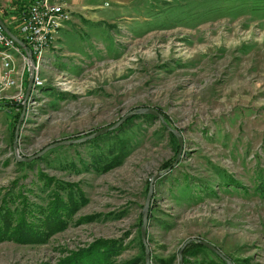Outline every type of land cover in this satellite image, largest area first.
Returning a JSON list of instances; mask_svg holds the SVG:
<instances>
[{
  "label": "rangeland",
  "instance_id": "1",
  "mask_svg": "<svg viewBox=\"0 0 264 264\" xmlns=\"http://www.w3.org/2000/svg\"><path fill=\"white\" fill-rule=\"evenodd\" d=\"M121 1L103 0L100 24L71 15L61 28L18 135L25 97L0 85V206L21 193L46 203L40 174L86 200L46 241L0 240V264H62L98 239H122L117 264H147L143 210L151 177L170 167L153 182L151 264H264V0ZM30 74L18 79L25 96ZM148 108L163 120L138 111ZM115 125L102 150H128L109 170L80 163L93 159L90 140L45 152Z\"/></svg>",
  "mask_w": 264,
  "mask_h": 264
},
{
  "label": "trees",
  "instance_id": "2",
  "mask_svg": "<svg viewBox=\"0 0 264 264\" xmlns=\"http://www.w3.org/2000/svg\"><path fill=\"white\" fill-rule=\"evenodd\" d=\"M107 138L108 136H99L87 142L93 144V149L90 151L93 159L92 161H87L79 156L80 163L85 169L92 165L96 170L102 172L123 162L128 150L125 142L120 140L114 144L111 143L110 147H108L109 151L104 152L101 142H105ZM100 152L102 153L100 154ZM40 178L44 189L51 190L48 193L47 202L44 203L46 200L43 198L32 201L27 196H23V193H21L23 197L21 205L15 208L9 206V202H4V205L0 206V240L11 239L17 242L46 241L57 231L66 228L78 206L86 202L83 191L79 190L77 185L71 183L63 184L46 174H40ZM208 189L210 188L208 187ZM8 194L11 196L15 192L12 190ZM121 240L98 239L89 247L80 248L78 251L72 252L70 256L62 261V264H117L113 258L122 249ZM198 246L203 247L201 245ZM191 253L192 251L189 249L186 251L187 255ZM141 262L144 264L145 260L134 258L122 264H140ZM185 264L225 263H218L211 261V259L196 260L193 263L192 260L185 258Z\"/></svg>",
  "mask_w": 264,
  "mask_h": 264
},
{
  "label": "built area",
  "instance_id": "3",
  "mask_svg": "<svg viewBox=\"0 0 264 264\" xmlns=\"http://www.w3.org/2000/svg\"><path fill=\"white\" fill-rule=\"evenodd\" d=\"M71 15L70 10L56 0H33L23 11L17 36L32 51L35 68L47 52L56 48L59 32ZM27 66L30 67V60L26 51L0 25V85L7 89L18 88L14 98L19 101L24 100L25 93L22 85L18 86V79Z\"/></svg>",
  "mask_w": 264,
  "mask_h": 264
},
{
  "label": "water",
  "instance_id": "4",
  "mask_svg": "<svg viewBox=\"0 0 264 264\" xmlns=\"http://www.w3.org/2000/svg\"><path fill=\"white\" fill-rule=\"evenodd\" d=\"M0 25L3 27V29L5 30V32L11 36L19 45H21L24 50L26 51L28 57H29V60H30V70H31V74H30V78H29V83H28V88H27V91H26V96H25V101L23 103V113L21 115V118L19 120V123H18V126H17V131H16V135H18V132H19V127L21 125V122L25 116V112H26V108H27V100L30 96V93L32 91V88H33V79H34V68H35V60H34V57H33V53L32 51L29 49V47L27 46V44L21 40L16 34L12 33V31L7 27L6 23L4 22L3 18L1 17L0 15ZM139 112H143V113H152V114H155L157 116H159L162 120H163V116L158 113L155 109H151V108H148V109H141V110H138ZM119 125V124H118ZM118 125H115L114 127H110L108 129H103L101 131H98L96 133H93L91 135H88L86 137H83L81 139H74V140H65V141H61V142H58V143H55L53 145H51L50 147H47V149H45V152L46 150H48L49 148H54V147H58V146H62V145H70V144H78V143H83L85 141H88V140H91L95 137H98L106 132H108L109 130H113L114 128H116ZM173 132L177 135V137L179 138L180 140V143H181V146H183V139L180 135L179 132L177 131H174ZM183 148L181 147L180 149V154L178 156V159L180 158V155H181V152H182ZM44 152V151H43ZM42 152V153H43ZM31 160V159H30ZM177 163V162H176ZM176 163L173 165L175 166ZM172 167H170L169 169L163 171L162 173H159L158 175H155V176H152L151 177V185H150V190H149V194H148V197H147V202L145 204V207H144V210H143V226H142V240H143V243L145 244L146 246V263L147 264H151V260H150V250H149V247H148V243H147V236H146V227H147V223H148V215H149V207H150V201H151V196H152V193H153V182L156 178H158L159 176L161 175H164L166 174L168 171L171 170ZM204 245H206L207 247H209L210 249L216 251L218 254H220L222 257H224L221 252L216 249V247H214L213 245L209 244L208 242L206 241H201ZM229 264H232L231 261H228Z\"/></svg>",
  "mask_w": 264,
  "mask_h": 264
},
{
  "label": "crops",
  "instance_id": "5",
  "mask_svg": "<svg viewBox=\"0 0 264 264\" xmlns=\"http://www.w3.org/2000/svg\"><path fill=\"white\" fill-rule=\"evenodd\" d=\"M56 1L65 5L75 18L80 19L83 22L88 21L93 22L94 24H100L105 19L100 13L101 9H103V0ZM117 1L122 2L121 0ZM32 2L33 0H0V15L12 33L17 35L22 13ZM68 24L66 25V28L68 27Z\"/></svg>",
  "mask_w": 264,
  "mask_h": 264
}]
</instances>
